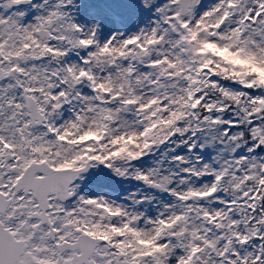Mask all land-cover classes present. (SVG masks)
<instances>
[{
	"label": "snow or ice",
	"instance_id": "6c2138e0",
	"mask_svg": "<svg viewBox=\"0 0 264 264\" xmlns=\"http://www.w3.org/2000/svg\"><path fill=\"white\" fill-rule=\"evenodd\" d=\"M0 264H264V0H0Z\"/></svg>",
	"mask_w": 264,
	"mask_h": 264
}]
</instances>
